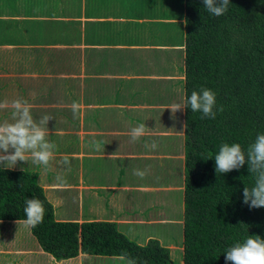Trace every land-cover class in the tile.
<instances>
[{
	"label": "crops",
	"instance_id": "obj_1",
	"mask_svg": "<svg viewBox=\"0 0 264 264\" xmlns=\"http://www.w3.org/2000/svg\"><path fill=\"white\" fill-rule=\"evenodd\" d=\"M181 1L0 0V102L22 98L37 121L50 116L47 139L56 145L47 168L29 158L11 170L34 173L56 220L114 222L139 244L158 239L171 256L182 253V232L178 244L156 229L182 225L183 211L171 217L169 208L173 191L183 208L184 110L168 108L184 96ZM10 114L0 110V121ZM142 123L146 135L133 143L130 130ZM91 140L102 142L100 151ZM153 141L156 149L145 147ZM145 169L143 179L134 174ZM22 220L0 219V264L121 259H56Z\"/></svg>",
	"mask_w": 264,
	"mask_h": 264
},
{
	"label": "trees",
	"instance_id": "obj_2",
	"mask_svg": "<svg viewBox=\"0 0 264 264\" xmlns=\"http://www.w3.org/2000/svg\"><path fill=\"white\" fill-rule=\"evenodd\" d=\"M184 13V96L210 89L224 110L215 119L184 110L182 264H230L228 248L249 235L264 238V207L243 203L244 187L255 182L247 163L217 175L214 159L222 144L246 151L264 134V0H230L220 17L203 0H184ZM33 197L43 202L45 216L31 232L56 259L123 253L137 264H176L158 239L139 244L114 222L56 220L34 173L0 168V219L26 218L25 201Z\"/></svg>",
	"mask_w": 264,
	"mask_h": 264
},
{
	"label": "clouds",
	"instance_id": "obj_3",
	"mask_svg": "<svg viewBox=\"0 0 264 264\" xmlns=\"http://www.w3.org/2000/svg\"><path fill=\"white\" fill-rule=\"evenodd\" d=\"M203 4L208 13L220 17L228 12L230 0H203ZM80 107L78 102H73L71 109L74 115L78 113ZM168 108L173 113L191 109L192 112L202 113V119H215L217 112L224 110L222 105L217 106L216 93L207 88H202L199 92L192 91L190 96H183L179 102ZM6 109H11V114L8 120L0 121V168H14L18 162H27L29 158L33 163L47 168L55 159L56 145L47 139L49 133L47 125L52 118L44 115L37 121L32 115V105L22 98L0 102V110ZM147 129L144 123L131 128V141L133 143L138 141L146 135ZM89 143L94 150H101L102 142L91 140ZM145 147L154 150L158 145L153 141L151 144H145ZM214 159L217 175L239 170L247 163L248 172L254 176L255 182L251 188L244 187L243 203L250 208L264 207V134L257 135L246 151L239 143L231 145L224 143ZM62 163L69 165V158L64 156ZM134 174L143 179L147 175V169L136 170ZM56 179L61 184L67 183L61 176H57ZM24 213L26 218L17 223H23L29 228L37 227L44 221L43 202L36 197L27 199ZM225 253V260L230 264H264V238L249 235L243 242H237L228 248ZM121 259H126V264H137L134 258H126V254L123 253Z\"/></svg>",
	"mask_w": 264,
	"mask_h": 264
},
{
	"label": "rangeland",
	"instance_id": "obj_4",
	"mask_svg": "<svg viewBox=\"0 0 264 264\" xmlns=\"http://www.w3.org/2000/svg\"><path fill=\"white\" fill-rule=\"evenodd\" d=\"M176 0H173V2H175ZM181 2H184V0H182ZM182 207V197H181V193L177 192V191H173L172 196H171V200H170V208H169V212L172 214L171 217H177L179 216V213H181L183 211ZM178 214V215H177ZM169 227V224L167 226L165 225H158L156 232L159 234V236H161V240L163 242H173V243H178L181 244V242L179 241L180 239V235L182 232V225L181 224H171ZM152 230L154 229V227H151ZM145 234L148 235L147 232L143 231ZM47 255V254H46ZM90 259H96L94 261H91L90 263L88 262V264H126V259L122 260V259H109V262L106 261L105 259H101V258H92L90 256ZM172 259L176 264H180L182 262V256H181V251L180 250H174L173 251V255H172ZM56 262H53L51 264H55Z\"/></svg>",
	"mask_w": 264,
	"mask_h": 264
}]
</instances>
